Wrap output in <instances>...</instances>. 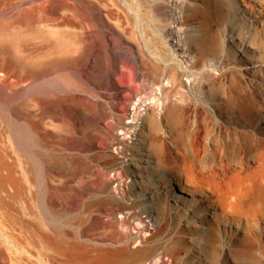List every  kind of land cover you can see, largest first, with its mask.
<instances>
[{
  "label": "bare ground",
  "instance_id": "obj_1",
  "mask_svg": "<svg viewBox=\"0 0 264 264\" xmlns=\"http://www.w3.org/2000/svg\"><path fill=\"white\" fill-rule=\"evenodd\" d=\"M151 1L0 0L14 10L0 20V89L19 98L8 119L0 114V230L10 248L0 264L264 257V80H236L224 94L182 80L189 54L179 37L173 55L141 47L136 24L157 15ZM211 2L224 14V0ZM252 2L232 0L236 43L264 50V0ZM156 83L160 95L138 96ZM60 185L72 191L69 210Z\"/></svg>",
  "mask_w": 264,
  "mask_h": 264
},
{
  "label": "rangeland",
  "instance_id": "obj_2",
  "mask_svg": "<svg viewBox=\"0 0 264 264\" xmlns=\"http://www.w3.org/2000/svg\"><path fill=\"white\" fill-rule=\"evenodd\" d=\"M176 1L179 3V7L175 5V0L151 1L152 4L157 6V15H153L154 17L151 16L149 19L142 18V22L137 21L136 24L137 36L140 40L142 39L141 47L143 46L145 49L148 47L152 52L155 50L156 54L165 51V53L173 55L171 52L176 48L175 36L179 37L181 41L179 46L185 44L184 47L187 49V54H189V56H185L189 62L185 61V63H182L187 68V74L183 76L182 80L186 82L190 80H202L205 83V89L203 88L201 91L207 94L229 93L236 80L241 81L244 85L249 80H264V50L260 49L256 43L252 44L251 39L246 37L241 39L245 44L241 42L244 45L243 47L236 43V36L240 31L239 12L236 11L232 0H224V14L220 16L217 11H214L215 9L212 7L211 0ZM246 1L253 3L252 0ZM7 7L8 5L5 4L1 7L3 8L0 12V20L2 21L9 20L14 12V10L10 11L11 9ZM173 9L176 12L174 14H172ZM170 16H175L177 20L175 22L172 21V17ZM171 27L177 29L178 33H174ZM105 35L107 34L99 33L101 38H106ZM171 55L169 56L171 57ZM180 56V53L174 54V58L181 64ZM254 64H257V66L254 67ZM139 95L146 99L150 96L157 97L160 95L158 84L146 87ZM0 102V114L7 118V104H17L19 98L8 85H5L4 89H0ZM0 120L3 121L1 118ZM3 122L5 123V121ZM0 147L3 149L8 147L6 140H0ZM30 188H32L30 189L31 191L37 190V186L35 185H32ZM68 188L65 185H60L55 190L56 196L58 199L60 198L58 202L59 206L65 207L64 209L67 210L73 206V194L71 189ZM0 194H2L1 190ZM60 194L62 195L60 196ZM20 207L23 208L22 206ZM133 225L128 227V233H136V229L132 228ZM111 231V229L107 230L106 233L113 235V231ZM4 236L5 234L0 230V249L8 256L10 248ZM229 261L231 263L229 262L228 264H233L231 260ZM246 264H264V257L257 259L254 263L246 262Z\"/></svg>",
  "mask_w": 264,
  "mask_h": 264
}]
</instances>
